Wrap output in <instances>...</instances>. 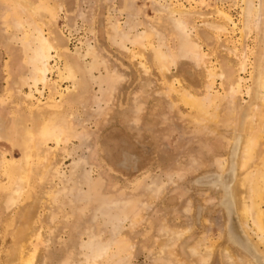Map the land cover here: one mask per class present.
Listing matches in <instances>:
<instances>
[{
  "label": "rangeland",
  "instance_id": "1",
  "mask_svg": "<svg viewBox=\"0 0 264 264\" xmlns=\"http://www.w3.org/2000/svg\"><path fill=\"white\" fill-rule=\"evenodd\" d=\"M28 21L55 47L37 86ZM263 74L264 0H0V264H264L252 222L256 258L228 230ZM46 118L61 142L37 145L19 190L10 168Z\"/></svg>",
  "mask_w": 264,
  "mask_h": 264
},
{
  "label": "bare ground",
  "instance_id": "2",
  "mask_svg": "<svg viewBox=\"0 0 264 264\" xmlns=\"http://www.w3.org/2000/svg\"><path fill=\"white\" fill-rule=\"evenodd\" d=\"M18 2H19L18 6H20V4H21V6L23 7V8H21L23 10V12L24 13L28 12V16L30 17V18L28 17L29 21L34 22L35 17L39 18V16H40L39 11L40 10L38 7L35 6V4L33 5V4L29 3V6H28L29 9H27V7L25 5H22V2H20V1H18ZM24 10H27V12ZM29 21L26 22V24L28 25L29 28L32 29L34 34L35 33L37 34V38L34 40L37 42V45H36L35 49H33V57L30 58L31 65L33 66L32 67L33 69L31 70L33 72L32 73L33 74L32 79L34 81V85L37 84L38 82H43V84H44V83H46V80H47L46 75L50 70L48 67L49 66L48 62L51 59V52H52V50L55 49V47H54V44L50 41V39L45 38L43 36L42 29L38 25L36 26L37 23L35 22L36 24L35 23L33 24ZM181 21L182 20H179V22H178L180 24L179 26H181V28L184 29L182 32H184V31L186 32V30H185L186 25H184L183 24L184 22L182 21L183 22L182 23ZM19 26H21V25H19ZM28 38H30V37H28ZM186 38H188V36ZM183 39H185V38H183ZM27 45H29V44H27ZM190 46L191 45L189 44V46H187V47L190 48ZM191 48H190V50L188 49L189 52H191ZM194 48L195 47H193L192 50L195 53L196 51H194L195 50ZM196 54L197 53H195V56H194L195 60L197 58ZM190 55H191V53H190ZM168 57L162 56L160 54L157 55L158 60L162 62V63L161 62L160 63L162 65V67H164L165 69H166V67H168L167 64H169L168 63L169 60L172 63L174 61V60L172 61V59H169L170 57L169 58ZM185 57H186V55H185ZM198 64H199V62H198ZM59 76L61 79L73 80V84H75V85L77 84L75 68L68 63L64 64L63 70H61V71L59 70ZM219 76H222V75H219ZM259 79H260V85H259V90L257 93L256 103H254V109L252 112V117L248 118L249 121L246 120L248 122L247 124L245 123L247 136L245 138L244 145L242 146V149L240 152V154H241V158H240L241 159L240 160L241 165L240 166L242 167L241 168L242 171H244V172H242V177L240 179V184H239V197L241 198L242 202L240 204L239 209L238 208L236 209L234 207V205H232V203H229V214H230V221L229 222H230V225L228 227V230H229V233L231 234L232 240H234V242L236 244L240 245L242 248H245L247 251H249L251 253V255H253L255 258L257 256L253 252V249L250 248V245L247 241L245 233L249 234L250 231L248 230V228H250V227L248 226V223L252 222L253 227H254V232L256 231L255 234L258 236L259 243L264 245V209H263V207H264V158H262V160L255 166V168H252V165L258 159V156H259L258 149H259L260 142L264 141V74ZM35 86H37V85H35ZM239 90H240V85L238 83L237 86L231 87L230 90L228 91V93L231 96V98L235 99ZM184 98H185L184 103H186L188 106H191V108L197 113L198 116H200V118H202V119L205 118V119H209V120H216L215 118L217 117V115L215 114L213 116V115L208 114V111L206 109L207 106L204 104V102L200 101L199 99H197L193 96H189V95L187 97H184ZM198 116H195V117H198ZM197 119L198 118H195V120H197ZM198 122H200V121H198ZM201 123H204V121ZM61 130L60 129L58 130V126H56V122L54 120H51V119L48 120L46 118L45 122L43 124H41L38 133H33L30 130H27L24 133L23 145H22V147H23L22 150H23V154H24L23 160H21L20 163H18V164H13L12 167L10 168V172H11L10 174L13 177V181L18 184L19 190H21L22 188H24L28 184V176H29V172H30L31 162L34 158L33 157V151L37 149V145H39V143L47 142L48 140H53V139L56 140L58 143H60L61 140H60L59 131H61ZM129 161H130V159L126 160L127 163ZM30 174H31V172H30ZM10 202L14 203V199L12 197H11ZM255 234H254V236L252 234V236L255 237ZM258 247H260V246H258ZM211 249H213V248H211ZM213 250H211V251H213ZM211 251H210V253H211ZM208 255H210V254H208ZM32 256H33V254H28L26 256L23 255L21 258L23 261V264H32ZM205 256H207V255L205 254ZM204 259L200 258V260H204ZM259 261L260 260H258V262ZM259 263L261 264V262H259Z\"/></svg>",
  "mask_w": 264,
  "mask_h": 264
}]
</instances>
